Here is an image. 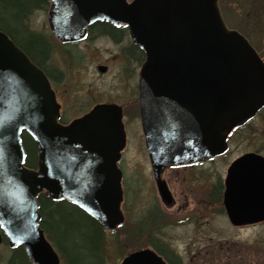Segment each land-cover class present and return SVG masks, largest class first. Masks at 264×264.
<instances>
[{
  "label": "water",
  "instance_id": "obj_1",
  "mask_svg": "<svg viewBox=\"0 0 264 264\" xmlns=\"http://www.w3.org/2000/svg\"><path fill=\"white\" fill-rule=\"evenodd\" d=\"M50 2L47 23L59 40L75 39L87 25L105 20L127 25L143 51L140 124L167 206L172 200L161 172L222 155L228 135L264 107V64L241 35L226 29L217 0ZM62 12L75 28H53L55 19L62 24ZM58 119L47 78L0 32V228L9 247H21L32 264H60L40 228L37 197L43 192L69 201L105 231L124 220L117 167L125 147L121 109L99 105L67 126ZM22 133L36 145V170L24 165ZM244 161L231 165L224 181L223 206L234 227L264 221V165L242 169ZM120 264L166 263L143 249Z\"/></svg>",
  "mask_w": 264,
  "mask_h": 264
},
{
  "label": "rangeland",
  "instance_id": "obj_2",
  "mask_svg": "<svg viewBox=\"0 0 264 264\" xmlns=\"http://www.w3.org/2000/svg\"><path fill=\"white\" fill-rule=\"evenodd\" d=\"M21 2L22 0H0L1 25H5L9 30L14 29L16 39L22 44L26 39L20 31L25 25L29 34L42 37L45 40L44 44H48L50 48V32L47 26L49 3L45 2L41 8H34L25 22L21 24L20 14L31 10L36 4L34 0H28L22 7ZM219 5L228 6V12H221L227 27L242 35L264 59V32H261V28L257 26L259 16L260 14L264 16V12H243L244 0H220ZM262 29L264 31V28ZM53 60L49 56L48 60L42 63L47 74L51 70ZM58 66L68 75L66 78L68 86L62 87L61 90L73 91L71 97L78 98L77 101L86 94L87 88L96 84L100 89L108 91H110L108 87L112 84H118L114 79L120 69L117 65H111L110 73L104 78L100 77L99 83L93 82V64L91 67L82 66L84 69H73L60 62ZM113 87L114 90L111 91L115 96L120 89ZM69 105L65 104L67 120L85 112L68 111L71 109ZM134 125L128 126L127 147L118 164L123 173L124 202L121 207H123L125 223L115 234L106 233L104 238L102 237L104 239L103 264H119L124 256L141 249L155 250L151 244L160 250L167 251V256L177 262L179 260L180 264H264V223L240 228L231 226L223 211L222 188H220L224 182L226 168L236 156L250 151L257 152L264 157V108L233 136L234 141H232L230 153L217 160V179L220 188L217 201L207 197V190L205 191L204 187L207 186L208 181H205V186L201 183V186L196 187L201 190V195L198 197L201 198L200 207L198 204L195 207H189L191 201L197 200V195L195 194L196 198H194V195L188 191L191 187L188 182L185 184L181 182L184 178L180 182L177 180L169 184V188L173 189V195L176 196V203L182 202L183 205L188 203L184 213L176 216L173 214L171 216L172 211L168 212L160 201L146 150L144 147L142 149V145L135 139ZM62 208V214L56 216L55 220L57 223H65L67 220L72 222L75 231L71 235V241L80 245L88 244L87 239L83 241L82 234L85 232L89 240L97 245L99 238L91 234L90 221L75 209L67 206L65 208L62 206ZM158 208L163 217L149 227L151 211L156 212ZM175 208L172 209L175 210ZM164 214H168V217L165 218ZM179 218L185 223L176 225ZM51 245L60 257V264H66L58 248L54 244ZM10 255L11 251L7 246L0 244V264H6Z\"/></svg>",
  "mask_w": 264,
  "mask_h": 264
},
{
  "label": "flooded vegetation",
  "instance_id": "obj_3",
  "mask_svg": "<svg viewBox=\"0 0 264 264\" xmlns=\"http://www.w3.org/2000/svg\"><path fill=\"white\" fill-rule=\"evenodd\" d=\"M49 0H45L48 2ZM133 0H126L127 3L132 2ZM237 1V0H236ZM220 0H217V9L219 12H228V6H220ZM256 3V4H254ZM249 5V6H248ZM243 12H264V0H244V6L242 8ZM62 24H57V20L55 19V24L53 25L54 29L59 28H75L74 24H71V19L67 16V12H62ZM71 22V23H70ZM224 22V20H223ZM225 24V22H224ZM260 26H259V25ZM257 26L261 28V32H264L262 28H264V16L260 14L258 19ZM226 28L231 32H236L227 27ZM260 30V29H259ZM249 43V42H248ZM50 59L53 60V65L50 67V72L48 74L49 82L51 89L53 90L55 100L59 105V123L61 125H68L72 120L83 116L88 113L91 109H93L97 105H109L114 104L121 109L122 115V123L124 126L125 137H126V147L128 143V126L131 124L134 125L135 139L137 143L142 145V149L144 147V138L140 125V107H139V71L142 65L145 62V56L142 50L132 41L129 27L126 25H115L107 21H95L86 26L83 35L76 37L72 40L61 41L57 38V36L52 32L50 33ZM257 53V52H256ZM258 55V54H257ZM258 57L264 64V59L259 55ZM52 61V60H51ZM56 61V62H55ZM58 62L60 64L69 65L73 69H84V67H91V64L94 65V78L93 82L99 83L100 77H106L111 71V65L119 66V70L114 79L117 80L116 85H111L108 87L110 91L100 89L99 85L92 86L85 90L86 94L81 96L80 100L77 101L78 98L71 97L73 91H63L62 87H67L66 78L68 75L66 72L61 70L58 66ZM89 64V65H88ZM84 66V67H82ZM100 68H104V71H101ZM79 71V70H78ZM77 72V71H76ZM116 86L120 89V92L113 96L112 91ZM69 92V93H68ZM116 94V91H115ZM67 100V102H65ZM65 104H70L68 111L77 110L79 113L84 112L81 115L67 120V108ZM246 125V124H245ZM239 127L235 129L227 138V152L219 157H215L212 159L200 161L198 163L183 165V166H173L166 168L162 174L161 178L164 180L169 193L171 194V200L173 202L171 207L165 206L166 210L172 211L171 216L173 215H182L187 208L188 203L182 204L176 203V196L173 195L172 190L169 188V184L173 181L180 182L182 178H184L181 182L184 184L188 182L189 190L191 195H194L196 201H191L189 207H195L197 204L201 206V190L196 189L197 186H201V183L205 186V181H208L204 187V190L207 192V197L209 199H213L214 201L218 200V193L221 190V201L223 200V192H224V182L222 187L218 186L217 179V160L219 158L225 157L231 151V144L234 141L233 136L240 132V130L245 126ZM125 147V149H126ZM124 149V151H125ZM123 153V152H122ZM251 155V156H249ZM247 160V161H244ZM238 161L242 162V169L245 167L252 166L255 170L259 169L264 165V157L257 152H244L240 155L236 156L234 159L230 161L227 169L235 164ZM241 170V169H240ZM225 171V175H226ZM185 173H187L185 175ZM224 175V177H225ZM190 176V177H187ZM189 179V180H188ZM123 189V188H122ZM205 193V192H204ZM243 193V192H242ZM196 194V195H195ZM206 194V193H205ZM182 195V194H181ZM180 195V196H181ZM124 196V191H123ZM183 198V196H181ZM185 202V201H184ZM123 204V203H122ZM246 201H244L243 208L247 207ZM175 208L173 210L172 208ZM123 212V207H121ZM192 212V210H190ZM151 215L149 217L148 225L149 227L153 226L155 222L159 221L160 217H163V214L160 213L159 208L156 209V212L151 211ZM162 212V211H161ZM167 212V213H168ZM165 218L168 217V214H164ZM152 218V219H151ZM189 220V218H187ZM179 222L176 225H180L185 223L180 218ZM0 244H5L6 241L3 237L2 232L0 231ZM7 246V245H6ZM165 253L167 251L164 250ZM163 260L168 264H176V261L171 259L170 263L164 255L159 254Z\"/></svg>",
  "mask_w": 264,
  "mask_h": 264
},
{
  "label": "trees",
  "instance_id": "obj_4",
  "mask_svg": "<svg viewBox=\"0 0 264 264\" xmlns=\"http://www.w3.org/2000/svg\"><path fill=\"white\" fill-rule=\"evenodd\" d=\"M34 1L36 2V4L31 10H27L26 12H22L20 14L21 24L22 22H25V20L28 18V16L30 15L31 11L34 8H41L45 3V0H34ZM27 2L28 0H22L20 4L23 7V5L25 6ZM0 31L6 34L8 38L30 59L31 62L40 69H42L48 76L49 73L47 74L42 63L48 60L50 56L49 55L50 48L48 44L46 45L44 44L45 40L42 37H39L38 35L35 34H29L25 29V25H23V30H21L20 32L25 37L26 41L24 40L22 44L16 39V34L14 29L9 30L5 25L2 26L1 22H0ZM22 141L26 153L25 166L28 169H36L38 165V156L34 142L26 134L22 136ZM37 202L39 205V214L41 216L40 228L43 231L46 239L51 244H54L58 248L59 252L61 253V256L65 258L66 264H94L93 261L97 262L98 264H103L104 239H102V237L104 238V233L102 232L99 225L94 220L88 217L81 210L70 205L68 202L65 201L53 202L45 194L39 195L37 198ZM62 206H64V208L65 206H67L69 208L75 209L77 212L82 214L85 218H87L90 221L91 234L95 235L96 238H99V243L97 245L93 244L89 240L85 232L82 234L83 241L84 239L85 240L87 239L88 244L80 245L71 241L72 239L71 235H73V232L75 231L72 222L66 219L67 221H65V223L64 222L57 223L55 220L56 216L62 214L63 212ZM151 245L155 248V250L159 254L164 255L166 259L170 263H172L171 259L167 256V254L163 250H160L157 246L153 244ZM6 264H31V263H29L25 258L22 249H17L11 252V255L8 258Z\"/></svg>",
  "mask_w": 264,
  "mask_h": 264
},
{
  "label": "snow or ice",
  "instance_id": "obj_5",
  "mask_svg": "<svg viewBox=\"0 0 264 264\" xmlns=\"http://www.w3.org/2000/svg\"><path fill=\"white\" fill-rule=\"evenodd\" d=\"M20 131H23V129H20Z\"/></svg>",
  "mask_w": 264,
  "mask_h": 264
}]
</instances>
